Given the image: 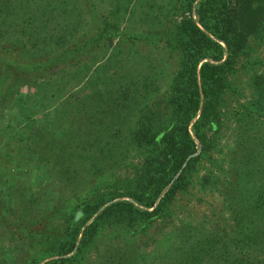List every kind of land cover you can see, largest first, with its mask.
Here are the masks:
<instances>
[{"label": "trees", "instance_id": "16d2710c", "mask_svg": "<svg viewBox=\"0 0 264 264\" xmlns=\"http://www.w3.org/2000/svg\"><path fill=\"white\" fill-rule=\"evenodd\" d=\"M176 1L181 12L157 5L147 16L154 23L175 14L173 24L139 30L129 25L138 17L134 7L120 25V0H104L111 5L108 14L98 7L101 0H0V36L17 34L10 43L33 60L29 68L37 71L40 99L69 90L73 79L86 77L90 89L76 95L78 103L73 93L63 97L58 103L69 104V111L54 106L37 131L30 129L29 156L54 180L50 186L60 199L50 210L65 208L64 228H52L47 217L39 221L46 256H53L41 264H79L88 246L99 253L98 264H264L263 80L254 81L251 100L236 109L233 145L220 157L211 155L224 94L234 86L236 56L264 23V0ZM137 4L141 20L156 1ZM114 36L121 39L115 46ZM163 47L177 61L160 98L144 87L160 73L153 52ZM136 51L138 63L130 60ZM8 107L4 99L0 114ZM125 145L142 157L132 175L122 176L116 171L127 155ZM200 161L217 171L202 180L220 197V212L211 213L213 220L203 215L197 224L174 223V196ZM157 221L175 232L161 250L148 251L143 247L161 242ZM40 258L22 264H39Z\"/></svg>", "mask_w": 264, "mask_h": 264}, {"label": "rangeland", "instance_id": "374dc122", "mask_svg": "<svg viewBox=\"0 0 264 264\" xmlns=\"http://www.w3.org/2000/svg\"><path fill=\"white\" fill-rule=\"evenodd\" d=\"M120 1L123 5L120 9V25H124L123 20H125V17L123 13L134 7L138 17L135 22L129 23V25H134L139 30L148 27H157L156 29L161 30L174 23L175 14L158 16L154 23L149 21L147 16L154 13V8L157 5L166 8L162 11L167 12L179 13L184 9V7L179 10L175 8V6L180 5L176 0H155L156 5L151 7L153 11L140 20L139 10L143 8L137 4V0H130L126 4L125 0ZM110 6L106 5L104 0H101L98 7H104L107 13ZM112 7L114 8V6ZM156 29L150 28L151 33ZM133 30L136 29L133 28ZM4 35L6 36H0V73L2 74L0 103L4 99H8L10 107L0 114V264H22V261L28 257L31 259L41 257L40 259H43L39 263L41 264L42 261L53 256H46L45 246L41 243L43 238L39 221L47 217L52 228H64L66 224L63 219L65 218L63 210L65 208L63 206L64 209L59 207L54 208L53 211L50 210L53 204L59 203L60 199H57L58 192L52 190L50 186L51 182L55 184L54 180L47 175L42 166L35 163V160L30 157L31 155L29 156V143L32 136L30 129L34 128L37 131L36 128L42 125V119L46 116H52L55 110L54 106L67 107L66 111H69V104L58 103L63 97L66 98L68 94L73 93L75 95L71 97V100L78 103L75 99L76 95L79 92L89 93L90 89L87 84L84 85L86 77H83L79 81L73 79L74 86L63 93L58 92V97L53 96L46 100L40 99L39 95L35 94V72L37 71L31 69L34 64L33 60L27 59V56L22 54L19 45L10 43L11 40L16 39L17 34L15 32H4ZM27 37L25 36V38ZM120 40L117 36H114L113 45L115 46V43ZM108 51L110 52V50ZM153 53L155 55L154 59H159L158 63L160 65L157 66V69L160 73L153 74V84L144 88L151 89L148 92L150 96V93H152V96L157 95V97L162 98L164 93L167 95L166 85L170 83L171 75L176 70L177 54H169L168 49L164 47L160 52L156 50ZM105 55L99 57L98 61L101 62ZM140 56L141 52L136 51L134 55L131 53L130 60L138 63ZM235 69L236 73L233 75L235 77L232 78L234 86L224 94L226 108H222L223 114L220 117L222 123L220 129L213 136L214 148L211 150V155L214 158L220 157L227 145H233L235 134H233L231 128L233 121L236 119L234 116L236 109L241 103H249L251 100L254 81H259V79L264 81V23L260 26L258 32L250 36L248 46L243 53L238 57L236 56ZM256 75H260L259 78ZM18 77H21V79L14 86H9L10 80ZM22 79L23 81L20 82ZM79 88L82 89L77 91ZM136 89L140 91L139 86H136ZM131 103L135 102L132 101ZM141 106H138V108ZM76 111L78 110L74 108L72 114ZM261 118L264 119L263 113ZM134 119L135 116L131 118L132 121ZM197 143L200 146L198 141ZM125 149H128L127 155L119 169H117V175H132L133 172L131 173L130 169L132 170V167L135 169L140 157H142L130 145H125ZM211 172H217L214 166L206 168V164H202L201 161L190 172L187 187L182 191H177L174 196L172 204L174 211L171 216L174 223H177L179 219H183L197 224L201 221L203 215L211 216L212 212L220 210L222 206L220 197L215 191L208 188L207 182L202 180V174L206 173L208 175ZM85 193L86 191L82 192L83 195ZM210 219L215 218L211 216ZM166 224L168 223L160 222L158 224V221L154 223L155 226H161L159 228L160 232L155 233L161 242L156 247L152 244L143 247V249L148 251L153 248L161 250L164 245L171 241L175 231L170 232V229L165 226ZM107 233L110 234L112 231L108 230ZM167 235H170L171 238L164 239ZM84 257V259L79 260V264H98L100 261L99 253L97 254L90 246L87 247Z\"/></svg>", "mask_w": 264, "mask_h": 264}, {"label": "water", "instance_id": "95a60500", "mask_svg": "<svg viewBox=\"0 0 264 264\" xmlns=\"http://www.w3.org/2000/svg\"><path fill=\"white\" fill-rule=\"evenodd\" d=\"M198 151H199V149H197V151L195 153H197ZM195 153H193V154H195Z\"/></svg>", "mask_w": 264, "mask_h": 264}]
</instances>
